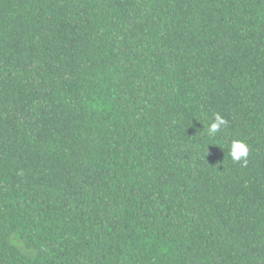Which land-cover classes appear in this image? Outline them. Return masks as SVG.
<instances>
[{"label": "trees", "instance_id": "1", "mask_svg": "<svg viewBox=\"0 0 264 264\" xmlns=\"http://www.w3.org/2000/svg\"><path fill=\"white\" fill-rule=\"evenodd\" d=\"M0 264H264V0H0Z\"/></svg>", "mask_w": 264, "mask_h": 264}, {"label": "clouds", "instance_id": "2", "mask_svg": "<svg viewBox=\"0 0 264 264\" xmlns=\"http://www.w3.org/2000/svg\"><path fill=\"white\" fill-rule=\"evenodd\" d=\"M227 121L223 119L219 114H216L214 120L207 127V134L214 136L221 129L226 126ZM208 155V148L206 149ZM228 155L233 163H240L242 167H246L249 157V147L242 140H232L229 146Z\"/></svg>", "mask_w": 264, "mask_h": 264}]
</instances>
